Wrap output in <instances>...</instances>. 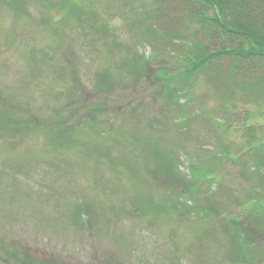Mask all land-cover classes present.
I'll return each mask as SVG.
<instances>
[{
	"label": "rangeland",
	"instance_id": "rangeland-1",
	"mask_svg": "<svg viewBox=\"0 0 264 264\" xmlns=\"http://www.w3.org/2000/svg\"><path fill=\"white\" fill-rule=\"evenodd\" d=\"M125 1L0 0V264H264V94L153 80Z\"/></svg>",
	"mask_w": 264,
	"mask_h": 264
},
{
	"label": "trees",
	"instance_id": "trees-1",
	"mask_svg": "<svg viewBox=\"0 0 264 264\" xmlns=\"http://www.w3.org/2000/svg\"><path fill=\"white\" fill-rule=\"evenodd\" d=\"M141 2L134 1V5H128L126 0L123 17L133 37L132 44L148 45L151 57L163 64V69L157 68L152 73L153 80L158 78L156 74L160 71H167L164 68L170 62L180 60L183 77L205 75L213 86L222 90L224 97H232L239 90L241 99L264 94V0ZM99 17L102 16H91L89 26H96L95 33L101 37L106 30L110 33L113 29L98 23ZM113 40L107 41L113 46L118 44L117 39ZM149 59L147 57V62ZM263 146L255 149L264 151ZM255 151L262 154L259 162L263 164L264 152ZM263 206L264 200L253 198V209L264 216ZM238 221H234L236 223L232 227L225 223L230 230L233 229L236 243L242 234L244 239V231L248 229L242 228ZM14 255L19 260L15 264L32 263L31 259L26 260L19 253ZM46 264L62 262L57 259Z\"/></svg>",
	"mask_w": 264,
	"mask_h": 264
}]
</instances>
